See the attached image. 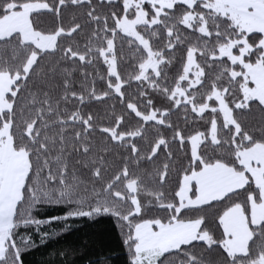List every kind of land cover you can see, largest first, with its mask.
Masks as SVG:
<instances>
[{"label": "snow or ice", "instance_id": "obj_1", "mask_svg": "<svg viewBox=\"0 0 264 264\" xmlns=\"http://www.w3.org/2000/svg\"><path fill=\"white\" fill-rule=\"evenodd\" d=\"M76 219L264 264V0H0V264H113L48 248Z\"/></svg>", "mask_w": 264, "mask_h": 264}, {"label": "trees", "instance_id": "obj_2", "mask_svg": "<svg viewBox=\"0 0 264 264\" xmlns=\"http://www.w3.org/2000/svg\"><path fill=\"white\" fill-rule=\"evenodd\" d=\"M60 208L48 209L44 215H55L60 214ZM70 223L73 225L72 229L58 238L49 241L48 248H59L66 245L74 244L81 245L86 244L88 255L95 256L101 251L105 253H111L115 260L113 264H120L123 256L120 249L115 245L113 237L109 231V225L106 223L91 225L85 220H72ZM60 225L54 224L53 227H59ZM41 251H46V249H41ZM35 259L38 261L40 259L39 254H34L30 256L29 260ZM87 259V257H85ZM79 264V261L77 262Z\"/></svg>", "mask_w": 264, "mask_h": 264}]
</instances>
